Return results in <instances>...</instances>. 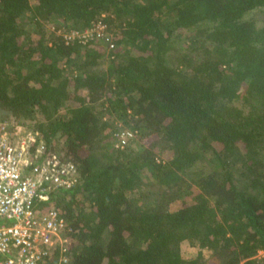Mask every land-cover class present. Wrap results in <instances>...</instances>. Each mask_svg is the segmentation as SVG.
<instances>
[{"label":"trees","instance_id":"16d2710c","mask_svg":"<svg viewBox=\"0 0 264 264\" xmlns=\"http://www.w3.org/2000/svg\"><path fill=\"white\" fill-rule=\"evenodd\" d=\"M0 107L78 167L40 264H264V0H0Z\"/></svg>","mask_w":264,"mask_h":264},{"label":"built area","instance_id":"2783aa9c","mask_svg":"<svg viewBox=\"0 0 264 264\" xmlns=\"http://www.w3.org/2000/svg\"><path fill=\"white\" fill-rule=\"evenodd\" d=\"M105 30L99 22L69 38L87 43L105 37ZM136 134L118 131L116 146L123 148ZM78 182L75 162L47 152L37 130L0 114V264H40L56 247L61 261H68V235L74 229L58 209L43 204L56 190L74 188Z\"/></svg>","mask_w":264,"mask_h":264},{"label":"rangeland","instance_id":"374dc122","mask_svg":"<svg viewBox=\"0 0 264 264\" xmlns=\"http://www.w3.org/2000/svg\"><path fill=\"white\" fill-rule=\"evenodd\" d=\"M83 32V31H82ZM82 32H76V33H82ZM105 32H106V30H105ZM73 34V33H72ZM104 35H105V37H107V35L104 33ZM104 37V38H105ZM95 38H98L97 36H95ZM0 114L4 117V116H6V112L2 109V107H0ZM6 118H8V119H11L10 117H6ZM19 125H21V126H23V127H25V128H30L29 127V125L28 124H26V123H18ZM120 125H121V122L119 123ZM119 128H120V126H119ZM122 130V129H121ZM118 131H120V129L118 130ZM117 131V132H118ZM116 132V133H117ZM116 133H115V137H116ZM116 142H117V139L115 140V146H116ZM129 142V141H128ZM117 147V146H116ZM178 207V204H174L173 206H172V208L173 209H175V208H177ZM196 250H197V248L195 247V246H192V245H185L184 246V251L187 253V254H190V255H192V254H195L196 253Z\"/></svg>","mask_w":264,"mask_h":264}]
</instances>
